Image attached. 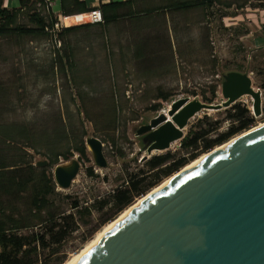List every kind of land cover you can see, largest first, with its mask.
Returning <instances> with one entry per match:
<instances>
[{"label": "rangeland", "instance_id": "obj_1", "mask_svg": "<svg viewBox=\"0 0 264 264\" xmlns=\"http://www.w3.org/2000/svg\"><path fill=\"white\" fill-rule=\"evenodd\" d=\"M5 1L9 11L18 7L13 0ZM38 1H25L0 34V223L7 235L28 238L44 235L51 217L55 222L57 215L72 214L77 229L58 254L50 256L53 246H37L38 264H64L111 222L113 192L147 172L144 135L137 136V130L166 113L173 102L221 104L224 76L246 74L261 94L260 116L253 115L252 99L243 96L229 108L197 113L183 135L199 121L201 129L219 124L206 140L226 133L238 125L229 118L238 104L254 120L250 129L264 124V0H213L210 5L208 0H132L135 16L107 26L60 32L57 37L12 31L37 30L32 16H46ZM196 2L204 3L178 9ZM65 15L71 26L95 18L77 10ZM90 137L103 144L104 169L94 166L87 148V161L75 152ZM181 141L152 157L171 154L190 164L209 152L201 149L205 141L196 152L183 149ZM74 157L79 173L69 189L59 190L53 169ZM37 162L47 165L36 167ZM44 192L46 204L38 212L33 201Z\"/></svg>", "mask_w": 264, "mask_h": 264}, {"label": "water", "instance_id": "obj_2", "mask_svg": "<svg viewBox=\"0 0 264 264\" xmlns=\"http://www.w3.org/2000/svg\"><path fill=\"white\" fill-rule=\"evenodd\" d=\"M221 95L218 105L177 100L141 126L136 134L144 135L142 161L182 140L188 122L202 110L229 108L249 96L253 115L260 116L261 94L246 74L225 75ZM85 148L94 166L106 168L100 140L85 139ZM216 148L169 177L75 264H264V125ZM79 170L75 157L57 164L56 187L69 189Z\"/></svg>", "mask_w": 264, "mask_h": 264}, {"label": "trees", "instance_id": "obj_3", "mask_svg": "<svg viewBox=\"0 0 264 264\" xmlns=\"http://www.w3.org/2000/svg\"><path fill=\"white\" fill-rule=\"evenodd\" d=\"M65 1L66 0H61V14L63 17L67 16L65 14L68 9V4H66ZM71 1L73 10L77 8L79 9V13H89V15H94L95 18H93L92 20L82 21L80 24L72 26L68 25L66 20H63L64 28H62V33H71L77 30H82L91 27L92 23L90 22L98 21L99 19L96 13H91L93 11H100L102 15L103 25L107 26L113 24L120 19V16L117 12L125 4H101L97 9H88L84 5V3H78L77 0ZM211 1L213 0H208L207 3L210 5ZM202 3L204 2H196L193 4H180L178 6V9L188 10ZM1 7L2 3L0 2V34H3L7 31L6 27H8L13 22L16 10L9 11ZM68 15H71V13ZM46 16H48V20L50 21L49 24L46 23ZM46 16H40L39 14L32 16L36 20V23L38 25L37 30H23L22 28H16L12 31H15L17 33L20 32L21 34L27 35H38L39 33L45 34V28L48 26L51 28L53 26V23H55L56 21L51 11H48V14ZM214 93L215 91L214 89H212V96H214ZM162 99L163 101H167L166 97H163ZM231 110L233 113L229 114V118L238 122V125L236 127L232 126L226 133L219 135L213 140H206L211 133L215 132L218 129L217 125L219 124L214 123L212 125H209L206 129H201L199 125H201L202 122L199 121L198 124L196 126H193L188 131L187 135L182 139L181 147H183V149H191L193 152H196L199 149V143L205 141L201 149L203 153H206L216 146H220L224 143H227L230 139H232V137L237 136L242 132L248 131L251 128L250 126L253 124L254 120L252 117L249 116L247 108L238 104L233 106ZM197 128L200 129L196 130ZM75 152L80 155V158L87 161V153L85 146L81 145ZM196 158V154L190 156L191 161L195 160ZM187 164L188 159H175L174 156L171 154L153 156L149 160L145 161L144 165L147 168V172H140L138 175L133 176L125 183V185L117 188L113 192L111 196V202L114 215L108 220L113 222V219L116 218L115 216H118L123 210L132 205L135 199L141 198L142 196L146 195L154 187L161 184L163 179H168ZM87 175L90 177L93 176L91 168L87 169ZM43 195L44 196L41 198H34L33 201L34 209L38 210V212H41L46 204V193L44 192ZM73 206L74 209L78 208L77 203H74ZM57 216L58 220L55 222H53L55 217H51L50 222L52 223L50 227L45 230L44 235H33L28 238L23 236L7 235L5 224L0 223V264H38L37 246H40L42 250H48L51 246H53L52 249L48 250L50 256L58 254L62 244L69 238V235L77 229V227L75 225L72 214H69L67 216H62L60 214ZM46 223V220L41 222V224ZM45 236L49 237L48 242L45 241ZM19 254H21L22 257L20 259H17L16 257ZM61 263L62 261L59 262V264Z\"/></svg>", "mask_w": 264, "mask_h": 264}, {"label": "crops", "instance_id": "obj_4", "mask_svg": "<svg viewBox=\"0 0 264 264\" xmlns=\"http://www.w3.org/2000/svg\"><path fill=\"white\" fill-rule=\"evenodd\" d=\"M25 1H27V0H13L14 4H16V5L18 4V7L14 8L13 10L20 9ZM0 2L2 3V8H5L7 10H12L6 5V1L5 0H0ZM65 2H66V4H68L67 12H70L71 10H73L72 5H71L72 1L71 0H66ZM77 2L78 3H84L86 8H88V9H97L101 4L105 5V4H111V3H125L123 5V7L120 8L118 10V12H117L119 14V16H120L119 20L135 16L133 14L134 5L132 4V0H77ZM50 3L53 6L52 13L55 16H58V15L62 16V14H61V0H50ZM56 7H58V9H56ZM75 10H77V12H79V9L75 8ZM91 13H93V14L96 13L98 15L99 19H98V21H92L90 23H92V25L102 24V15H101L100 11L99 12L98 11H93ZM85 14H89V13H84V15ZM61 18H62V21L63 20L65 21L66 19H69V17H67V16H65V17L62 16ZM119 20H117V21H119ZM95 22H98V23H95ZM73 25H76V24H73ZM77 31H79V30H77Z\"/></svg>", "mask_w": 264, "mask_h": 264}, {"label": "bare ground", "instance_id": "obj_5", "mask_svg": "<svg viewBox=\"0 0 264 264\" xmlns=\"http://www.w3.org/2000/svg\"><path fill=\"white\" fill-rule=\"evenodd\" d=\"M168 110V109H167ZM208 111V110H206ZM194 118V117H193ZM192 119V118H191ZM264 124L254 128H260L261 126H263ZM245 133V132H244ZM173 144V143H172ZM217 149V148H216ZM156 153V152H154ZM208 154V153H207ZM207 154H203L201 155L197 160L193 161L192 163L188 164L187 166H185L182 170H185L186 168H188L191 165H194L196 162H198L200 159L204 158ZM147 156V155H146ZM169 179V178H168ZM167 179V181H168ZM165 181V182H167ZM164 182V183H165ZM162 183V184H164ZM161 184V185H162ZM161 185H159L158 187H160ZM157 187V188H158ZM157 188H154L152 191L148 192V194L146 196H148L150 193L154 192L155 190H157ZM146 196H143L142 198L138 199L134 204H132L131 206H129L128 208H126L125 210H123V212L120 213V215L118 216V218H116V220H114L113 222H109L108 224L104 225L93 237V239L91 241H89L84 248L78 252L77 254H75L74 256H72V258L67 261L64 264H75L81 257L82 255L87 252L88 250H90L93 246H95L97 244V242L104 236V234L119 220L121 219L123 216H125L133 207H135L137 204H139L140 202H142L144 200V198H146Z\"/></svg>", "mask_w": 264, "mask_h": 264}, {"label": "built area", "instance_id": "obj_6", "mask_svg": "<svg viewBox=\"0 0 264 264\" xmlns=\"http://www.w3.org/2000/svg\"><path fill=\"white\" fill-rule=\"evenodd\" d=\"M39 5L40 6L41 5H44V7L46 8V15L48 14V11L49 12L50 11L52 12L53 6L50 3V0H40ZM46 17H47V20H48V16H46ZM53 17L56 19V21H55V23H53V26L51 28L49 26L45 28V33H49V34L54 35V37H57V34L60 33V32H62V28H64V26H63V21H62L61 16H59V15L58 16H55L53 14ZM57 43L60 44V42H57Z\"/></svg>", "mask_w": 264, "mask_h": 264}]
</instances>
